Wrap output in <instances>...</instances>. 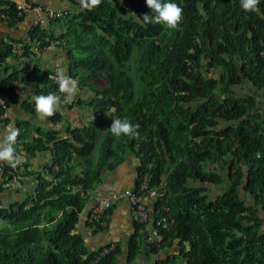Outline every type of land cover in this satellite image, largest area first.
Segmentation results:
<instances>
[{"label":"trees","instance_id":"obj_1","mask_svg":"<svg viewBox=\"0 0 264 264\" xmlns=\"http://www.w3.org/2000/svg\"><path fill=\"white\" fill-rule=\"evenodd\" d=\"M165 2L183 9L178 31L143 23L154 15L146 0H102L64 17L57 38L31 32L39 52L51 40L65 44L70 73L92 91L66 105L86 108L93 119L65 135L40 128L33 141L25 136L32 122L18 121L22 150L47 153L50 162L44 172L28 171L36 186L24 201L0 202V264H117L120 245L107 255L90 253L78 228L92 192L130 156L137 159L135 188L147 175L149 188L163 189L153 210L161 240L152 252L178 246L155 264H264V113L257 110L264 97V0L259 14L245 12L240 0ZM0 6L10 26L22 20L14 2ZM16 41L0 40V71L8 74L0 76V92L15 93L21 84L35 95H62L51 69L9 63L36 55L31 42L21 54L13 51ZM23 108L36 116L32 101ZM125 117L139 125L138 138L108 130L112 119ZM50 119L65 120L59 112ZM163 208L173 220L168 230L155 222ZM139 229L146 224H137L128 242L130 262L143 253Z\"/></svg>","mask_w":264,"mask_h":264},{"label":"crops","instance_id":"obj_2","mask_svg":"<svg viewBox=\"0 0 264 264\" xmlns=\"http://www.w3.org/2000/svg\"><path fill=\"white\" fill-rule=\"evenodd\" d=\"M28 1L42 6L43 9L35 13L22 15V20L14 26L9 25V20L5 18L1 12L2 6H0V40L5 39L6 41H9V38L11 37L17 40L16 42H21L24 45L31 42L34 46L33 50L36 52V55L31 59H24L23 62L9 59V63L20 68L29 67L31 69L35 65L42 68H49L53 71V73L58 74L60 72H64L66 75L78 82H82L79 75L73 76L70 73L72 62L68 57L67 49L63 42L52 49L46 50L44 47L43 51L39 52L38 44L40 42H38V40L32 42L31 39V32L34 31L35 27L36 29H41L46 33H51L55 36V38L59 37L66 28L65 21L63 20L64 17L59 18V20H55V18H51L48 15L47 9H68L70 11H75L77 6L74 0ZM4 66L5 65L2 67ZM7 75L8 74L3 71V68H1L0 76L6 77ZM16 85L17 87L15 93L5 89H2L0 92V97L4 98L8 102V117L4 120H0V139H3L10 128L18 129L17 123L21 120H30L32 122L30 131L26 133L27 141H33L35 136H39L38 130L40 128L57 129L65 135V129L67 127L83 126L81 125L84 123L82 115L85 113L83 110L86 111V108H81L79 106L69 107L67 105H62L59 113L63 115L65 120L57 124H55L50 118L40 120L37 114L34 116L23 108V103L25 101H32L34 103L33 96L35 95V89L21 84ZM79 91H81V88H79ZM78 98L79 96H77L74 101H77ZM74 101L71 104H73ZM24 141L21 140L19 141L20 143H17L16 140L14 147L16 151L23 156V162L20 164V169L22 172H26L24 178H26L27 181L24 180L22 186L15 185L10 188L0 185V202L4 205L22 201V196L25 192L31 191L32 193L36 186V180L35 177L28 175V171L44 172L45 167L48 165L47 163L50 160V156L47 153H38L37 156H31L27 152L23 151L21 143ZM40 154L46 155L44 156L46 158L45 162L39 163V159H42L40 158ZM136 164L137 159L134 158V156H130L126 162L117 168V171L106 173L105 180L94 191L96 195L94 197L92 195L93 199L97 201L101 195L107 194L112 190L134 188ZM1 179L2 176L0 175V182ZM154 201L155 199H146L149 211L151 212V217L149 222L146 223V229L138 230L142 234L143 253H141L134 261H128V242L130 238L137 233L138 223L133 221L130 204L127 200L115 202L110 212L107 213L109 225L106 230H96V227H92L90 225L86 215L81 218L78 230L84 237L90 253H97V251H100L103 247H106L110 243L114 242L116 245H120L122 250L121 253L117 255V264H155L157 260H163L166 256L172 254V250L168 248L160 251L159 253H154L151 250V248H153L158 241L161 240L157 234L153 220V210L155 207ZM177 249L178 246L175 244L174 252H177ZM149 255H151V257Z\"/></svg>","mask_w":264,"mask_h":264},{"label":"clouds","instance_id":"obj_3","mask_svg":"<svg viewBox=\"0 0 264 264\" xmlns=\"http://www.w3.org/2000/svg\"><path fill=\"white\" fill-rule=\"evenodd\" d=\"M102 0H81L84 9L91 11L98 7ZM147 6L154 15L143 16V23H157L164 25L168 30H180L183 22V9L176 3L165 2V0H146ZM260 0H240L241 8L248 13L259 14ZM57 84L62 95L50 93L47 95H34L35 112L40 120L53 117L62 105L72 103L79 93L78 81L66 75L64 72L57 74ZM113 122L108 129L115 137L127 136L129 138L139 137V125L133 124L127 117L112 119ZM18 129L10 128L7 134L0 139V163H7L12 167L23 162V156L14 147Z\"/></svg>","mask_w":264,"mask_h":264},{"label":"built area","instance_id":"obj_4","mask_svg":"<svg viewBox=\"0 0 264 264\" xmlns=\"http://www.w3.org/2000/svg\"><path fill=\"white\" fill-rule=\"evenodd\" d=\"M15 3V7L19 13V15H25L30 13H35L43 9L42 6L30 3L28 0H10ZM76 2L77 9L76 11H80L82 7L81 0H74ZM75 11H70L68 9L63 10H55L53 8L47 9V13L51 18H63L68 14ZM60 43L55 40L51 41L50 44L45 46V49H52L56 47ZM24 44L21 42L12 43L13 51L21 54L23 50ZM50 78L57 79V74L53 73L50 75ZM0 104L2 105L4 111L0 114V120H4L8 117V106L7 101L0 97ZM17 140V139H16ZM10 167L12 171H10L8 175H4V168ZM20 164L16 167H12L7 163H0V175L2 176L0 184L4 187H11L12 184H19V179L21 176ZM11 182V183H10ZM163 193V189L155 190L149 188L148 185V176L144 177V180L141 182L138 189L128 188V189H118L112 190L107 194L101 195L97 201L93 198L91 199V203L89 204V209L86 215L89 223H98L104 228H108L109 222L107 220V213L113 207L115 202L121 200H127L130 204L131 215L133 221L138 224H146L149 222L151 217V212L149 211L146 199H156L159 195L161 196ZM1 207V205H0ZM163 212L156 220V224L162 229L168 230L170 229L173 220L171 219V215L166 213L168 211L167 208H163ZM116 248V244L114 242L110 243L108 246L103 247L100 251V255H106L107 253L114 251Z\"/></svg>","mask_w":264,"mask_h":264},{"label":"rangeland","instance_id":"obj_5","mask_svg":"<svg viewBox=\"0 0 264 264\" xmlns=\"http://www.w3.org/2000/svg\"><path fill=\"white\" fill-rule=\"evenodd\" d=\"M63 19H64V18H63ZM55 20H59V18H55ZM96 83L98 84V83H102V82H101L100 80H98V81H96ZM84 84H85V82H78L79 88H81V91H79V93H78V95H77V96H79V97H87V96H91V95H92V91L90 90V88L87 87V86H85ZM77 96H76V97H77ZM257 110H260V111H262V112L264 113V97H261V95L259 96V101H258V105H257ZM74 111H75V110H74ZM83 112H85V113L82 115V119L84 120V123L81 124V125H85V124H87L90 120L93 119V114H92V112L90 113L87 109H86V111L83 110ZM72 125H73V124H72ZM25 136H26V135H25ZM44 156H46V155H45V154H40V158H42V159H41V160L39 159V163H41V162H45V161H46V158H45ZM49 162H50V160H49ZM49 162H48V163H49ZM48 163H47V164H48ZM136 165H137V164H136ZM211 166H212V165H211ZM218 167H219L220 172H222L223 174L227 175V172H228V167H227V166H225V165H223V164H218ZM21 171H22V170H21ZM24 180L27 181V179L24 178V176H22V178L19 179V184H16V185L22 186V184L24 183ZM10 183H11V182H10ZM12 183H14V182H12ZM12 183H11V187L15 186V184H12ZM29 184H31V183H29ZM0 185H2V184H0ZM7 188H10V187L8 186ZM211 189H212V190H211L212 195H213V194H216V193L219 191L218 186H216V187L214 186V187H212ZM22 192H24V191H22ZM28 194H31V191L25 192V193L23 194V196H22V201H24V200L27 198ZM92 195H93V197H94V196L96 195L95 192H93ZM3 225H6V224H3ZM263 227H264V225H263ZM171 250H172V253H174V247H173ZM175 251H176V250H175ZM177 251H178V249H177ZM149 256L151 257V255H149Z\"/></svg>","mask_w":264,"mask_h":264}]
</instances>
